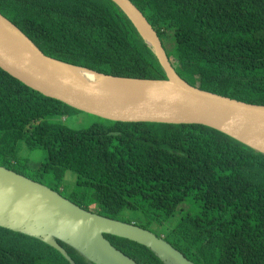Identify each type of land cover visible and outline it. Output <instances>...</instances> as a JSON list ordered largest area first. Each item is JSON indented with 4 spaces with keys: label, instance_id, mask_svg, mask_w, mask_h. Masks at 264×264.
<instances>
[{
    "label": "trees",
    "instance_id": "16d2710c",
    "mask_svg": "<svg viewBox=\"0 0 264 264\" xmlns=\"http://www.w3.org/2000/svg\"><path fill=\"white\" fill-rule=\"evenodd\" d=\"M129 1L157 33L181 79L264 106V0ZM0 14L49 58L114 78L166 79L110 0H0ZM78 114L0 68V167L117 221L132 212L162 227L190 200L200 211L182 216L164 238L169 244L194 264H264L263 154L201 125L97 119L73 130L59 122ZM23 149L44 151L45 163L33 170ZM68 171L77 179L65 196ZM105 238L137 264H163L145 246ZM58 244L74 264H88ZM0 264L71 263L42 241L0 227Z\"/></svg>",
    "mask_w": 264,
    "mask_h": 264
},
{
    "label": "water",
    "instance_id": "95a60500",
    "mask_svg": "<svg viewBox=\"0 0 264 264\" xmlns=\"http://www.w3.org/2000/svg\"><path fill=\"white\" fill-rule=\"evenodd\" d=\"M110 1L124 13L156 57L166 75L165 80L114 78L49 58L1 14L0 18L12 25L27 45L25 48L16 45L0 28V68L44 97L59 101L81 114L115 123L201 125L264 155V138L254 135L259 130L264 131V106L233 100L189 85L176 73L160 38L145 16L129 0ZM136 20L143 21L153 42L146 40ZM60 66L87 71L99 81L122 91L125 88L173 89L179 94L133 93L120 99L114 93L116 91L86 83ZM0 227L42 241L59 251L71 264L74 262L58 242L74 249L88 264H137L116 249L105 235L145 246L163 264H194L163 237L133 223L87 211L49 187L4 167H0Z\"/></svg>",
    "mask_w": 264,
    "mask_h": 264
},
{
    "label": "rangeland",
    "instance_id": "374dc122",
    "mask_svg": "<svg viewBox=\"0 0 264 264\" xmlns=\"http://www.w3.org/2000/svg\"><path fill=\"white\" fill-rule=\"evenodd\" d=\"M59 122L73 130L88 129L93 125L100 123L97 118L86 114L69 116L63 119H59ZM21 155H24V157H27L30 160V165L33 170L39 169L47 159V154L42 150H35L33 152H30L28 150L23 149ZM76 179L77 177L73 172L68 171L66 173V189H63L65 196L70 195L73 191ZM90 211L97 213L99 212V209L97 206H94L90 209ZM199 211L200 210L196 204H193L190 200H187L177 209L174 215L169 220H167L162 227H160L157 223L154 222L149 223L147 222L146 217L134 214L132 212H125L124 214H122L120 216V221L124 223L130 221L135 225L147 226L150 231L165 238L167 233L178 224L179 220L184 214L190 213L195 215L198 214Z\"/></svg>",
    "mask_w": 264,
    "mask_h": 264
},
{
    "label": "bare ground",
    "instance_id": "6f19581e",
    "mask_svg": "<svg viewBox=\"0 0 264 264\" xmlns=\"http://www.w3.org/2000/svg\"><path fill=\"white\" fill-rule=\"evenodd\" d=\"M136 24L138 25L139 29L143 33V35L146 38V40L148 42H153L152 37H151L150 33L148 32V30L146 29L143 21L142 20H136ZM0 28L4 32V34L6 36H8L12 40V42H14L16 45H20V46H22L24 48L26 47L27 43L24 40V38L18 33V31L16 29H14L12 27V25L8 24L4 19H1V18H0ZM60 67L63 70H65L66 72H68L70 75L76 76L77 78H79L80 80H82V81H84L86 83L95 85V86L100 87V88L105 89V90L116 91L114 93L120 99H125V98H127L129 95H131L133 93L165 95V96H177V94H179L176 91H173V89L169 90V91L166 90V89L159 90V91L158 90L157 91H150V90H145V89L137 90L136 88H128V89L125 88V90L122 91V90H119L118 88L114 87L113 85L107 84L104 81H99V79L95 75H93V74H91V73H89L87 71L76 70V69H68V68H65V67H62V66H60ZM119 86H121V85H119ZM121 87H123V86H121ZM111 88H115V89L112 90ZM126 90H127V92H124ZM162 91H164V92H162ZM254 135L258 136L259 138H264V131L259 130L256 133H254ZM253 138L255 140H257L254 136H253Z\"/></svg>",
    "mask_w": 264,
    "mask_h": 264
}]
</instances>
